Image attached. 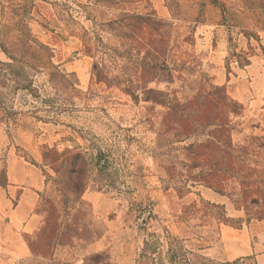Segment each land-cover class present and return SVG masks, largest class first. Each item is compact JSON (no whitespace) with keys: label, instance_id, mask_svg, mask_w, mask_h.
<instances>
[{"label":"rangeland","instance_id":"obj_1","mask_svg":"<svg viewBox=\"0 0 264 264\" xmlns=\"http://www.w3.org/2000/svg\"><path fill=\"white\" fill-rule=\"evenodd\" d=\"M261 35L264 0H0V264H254L220 226L264 233Z\"/></svg>","mask_w":264,"mask_h":264},{"label":"crops","instance_id":"obj_2","mask_svg":"<svg viewBox=\"0 0 264 264\" xmlns=\"http://www.w3.org/2000/svg\"><path fill=\"white\" fill-rule=\"evenodd\" d=\"M261 43L264 45V35H261ZM24 197L25 192L16 201L15 210H20L24 207ZM34 205L35 203L31 202L30 208H33ZM36 219L35 214L29 215L24 221V227L29 229ZM248 226L250 227V224L239 228L228 225L220 226V241L223 247L225 262L232 263L238 260L241 263L243 260L252 259L254 264H264V233L259 232L254 242ZM73 264H80V262Z\"/></svg>","mask_w":264,"mask_h":264}]
</instances>
